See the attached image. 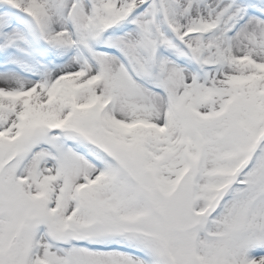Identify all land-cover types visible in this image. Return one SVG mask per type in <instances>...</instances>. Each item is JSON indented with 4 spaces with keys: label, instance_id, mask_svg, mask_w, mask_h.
I'll return each mask as SVG.
<instances>
[{
    "label": "snow or ice",
    "instance_id": "1",
    "mask_svg": "<svg viewBox=\"0 0 264 264\" xmlns=\"http://www.w3.org/2000/svg\"><path fill=\"white\" fill-rule=\"evenodd\" d=\"M0 264H264V0H0Z\"/></svg>",
    "mask_w": 264,
    "mask_h": 264
}]
</instances>
